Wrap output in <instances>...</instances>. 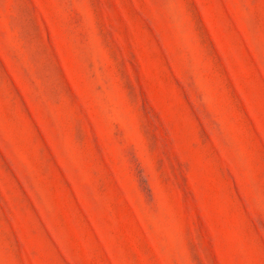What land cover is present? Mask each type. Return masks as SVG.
I'll list each match as a JSON object with an SVG mask.
<instances>
[{"label":"rangeland","instance_id":"rangeland-1","mask_svg":"<svg viewBox=\"0 0 264 264\" xmlns=\"http://www.w3.org/2000/svg\"><path fill=\"white\" fill-rule=\"evenodd\" d=\"M0 264H264V0H0Z\"/></svg>","mask_w":264,"mask_h":264}]
</instances>
